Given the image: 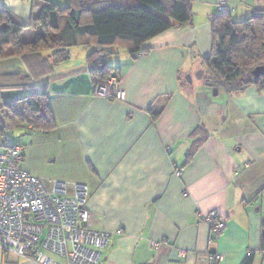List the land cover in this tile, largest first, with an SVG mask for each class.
Listing matches in <instances>:
<instances>
[{
  "label": "crops",
  "instance_id": "crops-1",
  "mask_svg": "<svg viewBox=\"0 0 264 264\" xmlns=\"http://www.w3.org/2000/svg\"><path fill=\"white\" fill-rule=\"evenodd\" d=\"M189 1L191 23L148 41L145 53L111 48L121 59L106 65L125 102L95 96L101 77L88 60L93 49L75 47L62 63L50 53L0 60V153L23 147L22 170L89 187V225L113 235L103 264H201L211 252L222 255L220 264L249 257L264 264V89L236 93L204 80L219 0ZM226 1L235 23L264 13V0ZM32 2L0 0V7L29 22ZM24 32L22 41L33 40ZM196 72L210 88H193ZM38 92L47 94L56 127L10 129L5 106ZM11 130L18 135L7 142ZM211 212L227 225L215 242L196 215ZM0 264L35 263L0 248Z\"/></svg>",
  "mask_w": 264,
  "mask_h": 264
},
{
  "label": "trees",
  "instance_id": "trees-1",
  "mask_svg": "<svg viewBox=\"0 0 264 264\" xmlns=\"http://www.w3.org/2000/svg\"><path fill=\"white\" fill-rule=\"evenodd\" d=\"M32 10L34 17L25 22L0 7V60L50 53L55 63H62L69 60L71 49L90 48L88 60L101 77L97 85H106L113 77L105 62L113 55L111 48L124 45L130 55H140L148 41L192 21L189 0H71L68 8L33 0ZM26 30L34 33L33 40H21ZM212 30L213 52L204 64L213 77L206 81L236 93L250 86L264 89V76L252 75L264 67V13L255 12L237 23L228 12L217 13ZM5 108L10 129L25 125L48 133L56 127L46 93L29 94ZM251 262L249 257L245 264Z\"/></svg>",
  "mask_w": 264,
  "mask_h": 264
},
{
  "label": "built area",
  "instance_id": "built-area-1",
  "mask_svg": "<svg viewBox=\"0 0 264 264\" xmlns=\"http://www.w3.org/2000/svg\"><path fill=\"white\" fill-rule=\"evenodd\" d=\"M217 8V13L228 12L227 1L219 0ZM95 96L126 101L116 76L106 85H97ZM5 140L8 142V136ZM23 160L24 148L20 146L8 145L0 153V248L35 264H103V252L112 244L113 235L91 229L85 209L89 187L45 182L22 170ZM176 174L182 173L177 170ZM196 215L209 226L212 242L226 230V220L216 212ZM180 254L184 256L186 251ZM221 261L217 252L200 259L201 264Z\"/></svg>",
  "mask_w": 264,
  "mask_h": 264
},
{
  "label": "rangeland",
  "instance_id": "rangeland-1",
  "mask_svg": "<svg viewBox=\"0 0 264 264\" xmlns=\"http://www.w3.org/2000/svg\"><path fill=\"white\" fill-rule=\"evenodd\" d=\"M25 34H24V36H22V39H24V40H28V38H30L31 36H29L30 34H28V33H33L32 31L31 32H24ZM82 49V48H81ZM84 49V48H83ZM86 49V48H85ZM120 52H122V51H120ZM119 54H121L122 55V53H119ZM120 55H111V56H109V57H107L106 58V61L105 62H110V63H113V62H116V61H118V60H120L121 58V56L119 57ZM114 72V71H113ZM207 75V77H206V79L208 80V79H211V74H206ZM193 80H194V87L193 88H195V90H197V87H198V85H200L201 83H203L202 85L204 86H206L207 88H210L211 86H210V84H207L204 80H206V79H204L203 80V82L201 81V80H198L197 78V72L193 75ZM209 77V78H208ZM205 82V83H204ZM12 133V134H11ZM13 135H18V132L17 131H14V132H12V130L10 131V133H9V136H13Z\"/></svg>",
  "mask_w": 264,
  "mask_h": 264
},
{
  "label": "water",
  "instance_id": "water-1",
  "mask_svg": "<svg viewBox=\"0 0 264 264\" xmlns=\"http://www.w3.org/2000/svg\"><path fill=\"white\" fill-rule=\"evenodd\" d=\"M202 74V73H200ZM252 75L255 79L260 78L261 76H264V67H257L253 72ZM217 90L214 91V95L217 94Z\"/></svg>",
  "mask_w": 264,
  "mask_h": 264
},
{
  "label": "bare ground",
  "instance_id": "bare-ground-1",
  "mask_svg": "<svg viewBox=\"0 0 264 264\" xmlns=\"http://www.w3.org/2000/svg\"><path fill=\"white\" fill-rule=\"evenodd\" d=\"M74 184H76V183H74Z\"/></svg>",
  "mask_w": 264,
  "mask_h": 264
}]
</instances>
